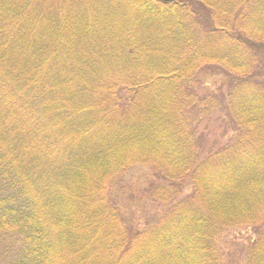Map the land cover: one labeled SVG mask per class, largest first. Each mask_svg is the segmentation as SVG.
I'll use <instances>...</instances> for the list:
<instances>
[{"label": "trees", "instance_id": "trees-1", "mask_svg": "<svg viewBox=\"0 0 264 264\" xmlns=\"http://www.w3.org/2000/svg\"><path fill=\"white\" fill-rule=\"evenodd\" d=\"M263 53L264 0H0V264H264Z\"/></svg>", "mask_w": 264, "mask_h": 264}, {"label": "rangeland", "instance_id": "rangeland-1", "mask_svg": "<svg viewBox=\"0 0 264 264\" xmlns=\"http://www.w3.org/2000/svg\"><path fill=\"white\" fill-rule=\"evenodd\" d=\"M261 56L262 61H264V53ZM212 80L206 82V84L201 83V87L199 88L202 89L201 92H216L220 96L222 91L226 89L227 83L221 78ZM218 119L213 124L210 121L204 124L207 127L210 126V129L200 139L202 148L205 149L207 147L206 144L211 145V140L221 135L219 134L221 130L218 129L220 126L219 116ZM204 125L199 128V131H206L207 128ZM214 127L215 129L212 131ZM128 180L129 185L124 186L123 192L126 198V201H124V205L126 204L124 209L127 221L138 222L137 225L152 223L163 212L167 204L146 198L150 183L155 180L151 178V170H149V167H139L132 171L128 176ZM254 240L255 235L249 227L231 228L223 232L220 238L219 248L224 264H247L249 249Z\"/></svg>", "mask_w": 264, "mask_h": 264}, {"label": "water", "instance_id": "water-1", "mask_svg": "<svg viewBox=\"0 0 264 264\" xmlns=\"http://www.w3.org/2000/svg\"><path fill=\"white\" fill-rule=\"evenodd\" d=\"M159 1L167 3V2H171L173 0H159Z\"/></svg>", "mask_w": 264, "mask_h": 264}]
</instances>
